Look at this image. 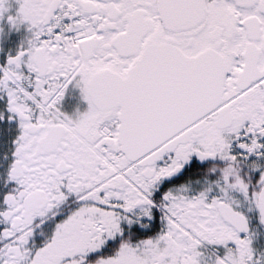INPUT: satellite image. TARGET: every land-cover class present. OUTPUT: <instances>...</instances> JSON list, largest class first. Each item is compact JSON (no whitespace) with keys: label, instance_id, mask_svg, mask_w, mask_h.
<instances>
[{"label":"snow or ice","instance_id":"1","mask_svg":"<svg viewBox=\"0 0 264 264\" xmlns=\"http://www.w3.org/2000/svg\"><path fill=\"white\" fill-rule=\"evenodd\" d=\"M0 264H264V0H0Z\"/></svg>","mask_w":264,"mask_h":264}]
</instances>
